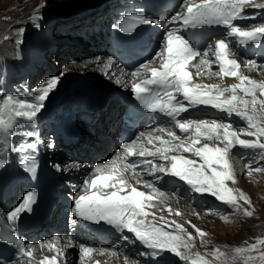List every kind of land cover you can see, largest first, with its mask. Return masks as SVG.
Returning a JSON list of instances; mask_svg holds the SVG:
<instances>
[{
  "label": "snow or ice",
  "instance_id": "obj_1",
  "mask_svg": "<svg viewBox=\"0 0 264 264\" xmlns=\"http://www.w3.org/2000/svg\"><path fill=\"white\" fill-rule=\"evenodd\" d=\"M249 8L264 10V0H182L167 25H163L159 20L149 21L143 15H134L130 20L135 23L118 29L125 34H131L139 24L146 23L160 24L165 28L166 35L161 41L160 50L156 51L150 61L140 64L131 72L133 78L139 79H134L130 87L134 99L144 109L149 113L163 114L174 123L169 127L151 128L147 134L140 132L131 142L123 143L122 151L116 156L106 163L96 165L90 177L85 178L81 192L73 198L72 213L75 218L110 225L120 234L122 240L143 245L146 251L141 255L148 256L152 261L172 253L182 261L190 260L191 264H208L206 260L192 259L188 254L194 246L196 237L188 231L184 223L169 220L162 211L157 218L155 210L158 205L155 201L162 203L165 194L156 186V182L161 181L164 176H171L185 182L191 191L201 195L208 194L234 210H240L241 200L250 205L249 197L242 190L231 188L227 183L229 181L235 183V169L231 163L233 148L239 146L243 149L256 150L260 158L264 159V99L257 97L258 92L264 96V80L251 79L240 70L237 52L229 42L234 40L240 46L249 43L260 45L264 37V23L249 28L234 23L246 18L245 10ZM171 25L179 27H170ZM204 25L226 28L227 37L215 40L214 47L209 43L207 49L202 51L194 49L180 32L185 28ZM113 27L116 28V25ZM18 43H22V40ZM210 52L214 59H209ZM197 57L200 58L198 63L195 62ZM156 60H159L158 66L154 63ZM96 63H102L100 57L96 58ZM113 63L115 61L109 57L104 67L110 68ZM212 65H217L219 71L212 72ZM243 67L252 71L261 65L257 58H247L243 62ZM193 68L196 70L195 73L190 71ZM66 74L65 71L53 76L47 81L46 86L41 84L35 89L36 94L32 99L10 94L2 97L0 144L3 145L4 152L25 153L28 150H35L38 155V142H25L13 147L9 142L12 130L20 119L29 122L36 120L50 94ZM194 76L235 77L239 82L225 87L220 84L197 82ZM115 82L119 84L120 80L117 79ZM199 106L211 107L229 116H238L247 122V127L237 132L232 130L231 123L215 119L180 118L182 113ZM173 128L188 135L181 137ZM241 133L256 139H240ZM37 135L35 131L26 132V136L30 138ZM49 146L54 147V143ZM185 153L198 157L202 163L197 165V161L188 158ZM129 157L138 159L135 162H128ZM31 160V166L25 168V171L35 173L38 167L36 156H32ZM6 163L5 159L0 158V169H3ZM20 163L23 166L28 160L21 159ZM245 167L249 170V175L252 171L264 172V168L253 167L251 162ZM55 168L58 172L65 171L59 164L55 165ZM138 168L141 171H138ZM143 173L154 177L155 181L142 179ZM138 186L150 191L138 190ZM234 192L237 194L234 195ZM36 196L34 189L29 190L22 202L7 213V219L17 223L22 214L31 213ZM244 213L247 216L253 214L247 209H244ZM169 214L182 216L181 212L171 208ZM149 216L152 218L149 219ZM192 227L200 237L205 235L195 225ZM72 239L74 238L70 237L69 243L64 247L59 246L58 238L55 236L50 242H41V250L47 248L52 252L54 249L56 254L44 255L39 264H57L58 261L67 264L66 248L72 246ZM0 243L11 242L0 236ZM17 243L20 247L13 261L26 256L29 258V264H35L33 248L31 246L26 248L23 241ZM258 243L264 245V241ZM256 248L257 244L253 243L248 249L238 247L235 252L242 254ZM95 251L93 247L81 243L79 245L81 264H92ZM104 251L100 249L101 253ZM259 260L264 264V251H260ZM0 264L11 262L0 257ZM97 264L100 262L97 261Z\"/></svg>",
  "mask_w": 264,
  "mask_h": 264
},
{
  "label": "rangeland",
  "instance_id": "obj_2",
  "mask_svg": "<svg viewBox=\"0 0 264 264\" xmlns=\"http://www.w3.org/2000/svg\"><path fill=\"white\" fill-rule=\"evenodd\" d=\"M60 1L63 0H30V4L28 6H26V3H22L23 5L13 8V11H6V13H9L10 18L9 21L6 22V15H3L4 9H2V0H0V89L3 88L7 92H10L14 95H20L23 93H35V89H37L36 86H39L44 79H46L50 75H59L60 73L65 72L63 71V66L67 62L78 61L80 59V54L77 50H81L86 46V48L89 47L88 43L84 41V38H82V30H80L78 35L70 34L67 33L64 29H59V27H57V24L60 23V20L70 18V16L72 17L73 15H79L87 11H92L96 8L98 9L109 0H91V3H97L99 1V5L91 8H85L90 4L86 2V0H76L68 5L65 4V2L68 0H65L64 2ZM34 3H39V5L41 6L40 11H44L46 7H50L52 5V8L47 13L40 12V15L38 17V21L44 28L43 30H46L43 35L33 32L31 33L34 25L32 24L33 19L31 17V14L29 13L30 10H28L27 8L32 6ZM78 5L79 7L85 9L80 12H70L71 8ZM15 9H17L18 12ZM5 24L8 25L7 30L12 32L11 35H3ZM50 25L51 27H49ZM107 26L108 25L106 24V27ZM21 29H23L22 32L20 31ZM106 32V28H104V33ZM21 40L22 43H18V41ZM60 47L62 48V50L60 49ZM41 52L43 55L40 54ZM78 74L79 73L65 75V78L63 77L59 84L71 83L73 87L76 88V86L79 85V82L89 79L90 77V79H96L102 83L107 84V82L99 80L98 77H96L93 73L87 72L85 74ZM254 75L259 76V73L254 72ZM108 84L112 87H115L111 82H108ZM114 91L125 93L126 91H128V88L124 92L115 87ZM52 93L50 94V96H52ZM65 94H67V92ZM76 94L78 93H75V95ZM75 95H72L69 98L63 97V99H65L66 101L63 102V104L57 105L58 107L55 106L57 108H54L52 110V113H49V116L51 114L50 118L48 117V119L44 120L47 122H45L43 128L45 130L49 129V125L51 127V124H53L52 130L50 128L49 130L44 132L43 128H41L40 133L41 135L47 137L50 136L49 134L51 132H55V129L57 128H55V123L53 122L54 119L62 120L67 123V125L75 123L76 125H78V128L80 126H84L85 128L84 138H82L81 136V138L77 140L74 145H71L72 148L74 146L80 147V151L78 154H83L81 165L75 166L74 169H70L68 166V163L71 161V157H69V155L64 152V149L60 147L59 141H62L60 137H54V147L50 149L45 147L46 149L44 153H46V150L48 153L46 155V157H48L46 160L47 164L51 158H54V161L59 162L61 160H66L69 157V162H66V164L60 163V165L58 162H56V164H59L60 166L66 165L65 168L63 167L65 171L58 172L52 170V173L59 179V186H62V194L60 195L59 200L63 201V203H61L62 205H65L67 200L65 206L68 209L70 208V201L72 200L73 196L70 192L72 189L76 188L82 183V177L84 173H86V171L89 169V167L92 166L95 161L105 160L104 156L107 154V151L109 149L118 148L117 139H110L107 140V142L104 141L103 143L101 142L104 139V123L102 125H98L97 127L93 126V124L85 125L90 123H86L85 119H83L81 116H78L79 118H76L75 120L71 119L69 115L71 114L70 111H72L75 106L74 102L83 99L82 96L79 97L80 99H77V96ZM68 101L71 104H69ZM60 112H62V114L65 113V116L59 118L61 114ZM58 115L59 117H56ZM39 118L40 116L38 115V117L36 118L38 122ZM101 118L103 120L105 118V114H103ZM86 131H88L89 133L91 132L92 136L86 134ZM113 137L115 138V135ZM240 139L255 140L256 137L244 134L240 136ZM100 143L104 145L103 148L98 149V152L95 151L92 153L91 146H93V148L99 147ZM82 151L83 153L80 154ZM231 156L232 161H237L241 165L240 167H238V169L235 170L234 173L235 178L243 183L237 188L242 190L248 197H250L249 199H254L256 201L255 204L250 203V205L242 200L239 201V204L241 205L240 209L242 210L241 213L244 212V207H249L250 209L256 207L257 210L254 216L246 218L241 213H238L233 217V220L225 221L222 218L234 214V209L230 208L227 205L221 204L214 197H211L208 194L201 195L191 191L186 183H181L171 176L167 177L170 179L169 183H171V180L173 181V183L172 185L170 184L168 188H164V191H167L174 195V198L171 199L172 202L177 203V205L184 204L185 206H187V208H190L191 211H195V213H198V215L193 213L192 216L195 218L194 221L198 223L202 228H204L202 229V232L205 233V235L203 237H200L203 240V245L194 242V246L192 247V254L197 259L202 258L203 260H206L208 264H262V262L259 260V255L260 251H264V245L259 244L258 241H264V172L257 173L256 171H252L249 175V170L245 167V165L251 162L253 164V167L264 168V159L260 158L256 150L253 151V153L246 152L244 156H241L240 152L233 148L231 151ZM129 162H131V160ZM7 163H10L11 166V161H7ZM37 163L43 164L41 163L40 158H37ZM16 164L18 165L17 167L19 169V172H22L21 163L16 162ZM70 179H75L76 181L81 183L79 184L76 182H72L70 181ZM237 179H235V181H237ZM17 180H23V178L21 177ZM227 183L229 187L236 188L235 183L231 181ZM233 194L236 195L237 193L234 192ZM251 201L252 200H250V202ZM59 211L61 212L62 208H60ZM213 223L216 224L217 229L216 233L212 235L214 243L209 244L208 228ZM53 225L54 224H52V226ZM63 230L64 228H61L60 231ZM48 231H50V226H47L43 229V233L45 234H48ZM91 243L92 242H90V244ZM253 243L257 244L256 249L245 251L242 254H238L235 252L236 248L239 247L248 249V246ZM131 245L132 244L129 243L127 244V248L123 250L124 255L129 257L134 256ZM221 253H223V255H221ZM66 254L68 256L67 264L80 263V252L78 247H69L66 251ZM249 257H251L252 259L249 260ZM27 258L28 257H26V259ZM164 258L167 259H165L161 263L159 262L160 264L189 263V261H180L172 253H170L168 257ZM154 262L155 261L151 260V263ZM141 264H150L148 262V258Z\"/></svg>",
  "mask_w": 264,
  "mask_h": 264
},
{
  "label": "bare ground",
  "instance_id": "obj_3",
  "mask_svg": "<svg viewBox=\"0 0 264 264\" xmlns=\"http://www.w3.org/2000/svg\"><path fill=\"white\" fill-rule=\"evenodd\" d=\"M29 1L30 0H2V6H3L2 9H4L3 15H6V18H5L6 22L9 21V19H10L9 13H6V11L7 12L13 11L12 10L13 8L21 6L25 3H26V6H28L30 4ZM55 1H57V0H55ZM64 1L65 0L60 1V2H64ZM74 1H76V0H68L65 2V4L68 5L70 3H73ZM125 1L126 0H109L107 3H105L104 5L99 7L98 9L96 8L92 11H87V12L81 13L79 15H73L72 17L70 16V18H65V19L60 20V23L57 24V27H59V29L60 28L64 29L67 33L75 34V35H78L80 30H82L83 32H81V35L83 37L82 36L81 37L84 38V41H86L89 45L88 48H86L87 47L86 46V47H83L81 50H77L78 53L80 54V57H79L80 59L78 61L67 62L63 66L64 67L63 71H67V74H77V73L85 74L87 72L93 73L96 77H98L99 80H101L103 82H107V83L111 82L117 89L124 91V92L126 91L127 88L130 87V84L134 79H139V78H133L128 73V71L125 67V63H124L125 58L122 57L115 50L111 49L109 46V41L107 40L108 30L112 24L111 22H113V20L111 22H109V20H111L113 18V15L110 14L108 12V10L114 6L126 5ZM181 3H182V1H181ZM179 5L173 9L168 10L167 12L160 11L159 13H157L156 15L153 16V20H159L162 22L163 25H167L168 21L170 20L171 16L173 15V13H175L178 10ZM51 8H52V5L50 7H46L44 11H40L41 6L39 5V3H34L32 6L27 8L28 10H30L29 13L31 14V17L33 19L32 24L34 25V28L31 30V33L33 32V33H37L40 35H43L45 33L46 30H43L44 28H43V26H41L40 22L38 21V17L40 15V12L47 13ZM15 10L18 12L17 9H15ZM254 11H258V9H255L253 11L248 12V14H252ZM263 14H264V11H263ZM260 23H264V17H263L262 21L257 23V24H260ZM106 24L108 25L107 27H106ZM257 24H255V25H257ZM7 26L8 25L5 24V28L3 30V35L8 36V35H11L12 32L7 30ZM159 26H161V25L159 24ZM49 27H51V25ZM170 27H174V25H171ZM104 28H106V31H107L106 33H104ZM151 38L153 39L154 37H151ZM217 39H225V37L217 36V37H213V38L209 39L206 43V47L203 50L207 49V46L209 43H212L213 47H214V41ZM229 42L232 44V47L237 52V49L235 48L234 43L232 41H229ZM60 49L62 50L61 47H60ZM40 54L43 55L42 52ZM97 57L101 58L102 63H100V64L96 63ZM109 57H112L113 60L115 61V63H113L110 68H105L104 65L108 63ZM236 58L238 59V61L241 64L240 70H242L245 75L249 76L251 79H255L258 81L264 80V59L259 60V58H257V55L250 57V56L242 55L240 53L239 54L237 53ZM247 58H257L259 60L261 67L254 69L252 71H249L247 68L243 67V62ZM199 59L200 58L198 57L195 60V62L198 63ZM209 59H214V57L211 56V52L209 54ZM154 63L156 64V61H154ZM192 71H193V73H195V71H196L195 68H193ZM211 71L212 72H218L219 67L217 65H212ZM254 72H258L259 76H255L253 74ZM105 73H107L108 75H106ZM53 76H58V75L48 76L46 79L43 80V82L41 84H44L46 86L47 81L49 79H51ZM109 76H111V78H109ZM90 78L79 82V85L76 86V91L78 94H76L75 96L80 97L84 94V92H89V93L92 92L91 85L94 83V80H92ZM117 79L120 80L119 84H117L115 82ZM194 79H196L197 82H203L205 84H220V85H223L225 87H227L233 83L239 82L235 77H223V78H221L220 76H211V77H209V76L195 77L194 76ZM39 86H36V87L38 88ZM104 92H105L104 90L96 89V94L92 95L93 99H95L96 101H99L100 98L103 96ZM117 93L125 94V93L120 92V91ZM9 94L14 95L10 92H7L3 88L0 89V102H2L3 96L9 95ZM35 94L36 93H23V94L14 95V96L22 97L25 99H32V97H34ZM239 94L243 95V93H239ZM82 97H83V99L77 100V102H74L75 106H74L73 110L70 111L71 114L69 115L71 117V119L75 120L76 118H79L81 116L83 119H85L86 123H90V124H85V125H92L93 124V126H97V127H98V125L102 124L103 122H105L107 120V124H106L107 128L105 129V131L110 132V133L118 131L119 126L117 123V121H118L117 117H118L119 113L122 111V108H120L118 106V104L109 102V105L104 110H106L110 106V111L108 113L107 119L105 117L104 121H103L101 118V115H102L101 112H97L94 109L86 110V108L88 107V105L90 103V100H89V98H85L84 96H82ZM257 97H258V99H264V96H261L259 94V92L257 93ZM73 98H75V97H73ZM55 99L59 100V101H63V102L66 101L65 99H63L62 95H56ZM188 118L207 119V120L218 119V120H220V122L231 123L232 130H235L237 132H239L241 128L247 127V122L245 120H240V119L234 118V115L229 116L227 113H224V112L219 111V110L207 113V115H205V116L204 115H193V116H188L186 119H188ZM44 120H43V123H41V124H39V122L37 120H35L34 122L24 121L22 119L18 120L16 125L14 126V128L12 130L13 134H12L10 141H9L13 147H17V146H19V144L25 143V142H35L30 137L26 136L27 131H35L38 133L36 138L40 144L38 147V155H37V152L35 150H28L25 153H18V152H12V151L4 152L3 145L0 144V158L5 159L6 161H11V165L14 163V160L17 163H20L21 159L31 158L34 155L36 156V162H37V158L41 159L43 151H44V147H49V149L52 148L49 145L53 144L55 142L54 137L55 136L60 137L61 132H63L66 129V128H63L60 131V129L57 128V129H55V132H51L49 134L50 136H47V137L44 135H41L40 133H41L42 124L44 126L45 122H47ZM53 122L55 124H58V123L62 122V120L54 119ZM71 126H73V125L72 124L67 125V127H69V128ZM150 129H148V131ZM148 131H145V129H142V128L135 130V133L132 137H130L129 139H124L122 142H120V145L118 146L117 151L114 153V155L111 158L105 159V160L95 161L92 164V166L89 167V169L86 171V173H84V175L82 177L83 178L82 183L79 186H77L76 188L71 190V192H70L71 195H73L75 197V195L77 193L81 192L82 185H83L85 178L90 177V175L93 173V169L95 168L96 165L108 162L110 159H112L114 156H116V154L118 152L122 151L121 145L123 143L131 142V140L135 139L139 135L140 132H145L147 134ZM78 133L80 136H82V138H84V135H85L84 126H80L78 128ZM103 142L104 141H102V143ZM102 143L99 144V147L93 148V146H91V150H92L91 152L92 153L95 151L98 152L99 151L98 149H102L104 146ZM145 143H146V141H145ZM208 143L211 144L212 142H208ZM216 143L219 144L218 141ZM220 146H222V145H220ZM82 153H83V151H82ZM82 155L80 156L77 154L74 157H71V161L68 163V166L70 169H74L75 166L81 165L82 158H83ZM184 155L187 156L188 158L195 159L197 161V165L202 163V161L198 157H194L190 153H185ZM137 159L138 158H136V157H129L128 162L130 160H131V162H135ZM231 163L234 165L235 170L241 166L237 161H231ZM55 165H57L56 162L51 163V165H49V166L51 168L56 169ZM137 170L141 171V169H139V168ZM3 171H4L3 169H0V175ZM18 175L20 176V172H18ZM20 178L21 177H19L17 179H20ZM141 178L144 180L155 181V178L147 175V173H143ZM173 178L175 180H178L175 177H173ZM17 179L14 181V183L11 187L12 194L6 200H2L0 198V213L3 214V216L6 218H7V213L9 211L13 210L16 206H18L22 202L24 195L29 191L27 188V186L29 184L23 182V180H17ZM235 179H237V178H235ZM169 181H170V179L167 176H164L161 181L156 182V186L158 188H160L161 191H163L165 194V198H164L162 203L159 201H155L158 205L157 209L155 210L157 218L159 217V215L161 214V211H162L163 215L165 217H167L169 220H176L177 222L184 223L185 227L188 229V231L196 237L195 242L199 243L200 245H203V240L200 238V236L198 234L195 233V229L192 227V225H195V227L199 228L201 231H202V229H204L198 223H196L194 221L195 218L192 216V214L195 213V211H191L190 208H187V206H185L184 204L177 205V203L172 202L171 199L174 198V195L167 192V191H164V188H168L170 186V184L172 185L173 181L171 180V183H169ZM180 182L185 183L182 181H180ZM241 184H243V183H241V181H239L238 179H237V181H235V187L236 188L238 186H240ZM19 187H26V189L23 193H20ZM138 190L150 191L149 189H145L142 186H138ZM61 194H62V190L60 187L53 189L50 193L51 210L48 211V214L51 215V219L49 220L47 225L54 220H56L58 222L57 225L54 226L53 228H51L50 231H48L49 232L48 234L43 233V229L45 228V225H41V229L39 231H37L36 233H31V234L26 235L27 243L24 245L26 248H27V246H31L33 248L35 264H39L40 260L43 259L44 255L50 256V255L56 254L54 249L52 252H49L47 250V248H44L43 250H41V242H45V243L50 242L52 237H54V236L58 238L57 242H58L59 246H61V247H64L65 245H67L69 243V238L72 237V238H74L71 240L72 246L79 248V245L81 243H83L86 246L93 247L94 249H96V251L93 253L94 259L92 261V264H97V261H99L100 264H125L126 260H127V264H141L144 260L149 258L148 256L141 255L142 253H144L146 251V249L144 246L143 247L139 246L137 242L133 243L130 241H124L122 239H117L114 241H110L108 243H100L97 245L90 244V243H87V244L84 243L82 240L85 238L86 234L79 227V225L76 222H74V220L72 219V211H69L64 204L63 205L61 204V203H63V201L59 200ZM250 200H252L251 203H253V204L256 203V201L254 199H250ZM9 201H14V202H13V204L8 205ZM259 206H261V205H259ZM60 208H62L61 212L59 211ZM170 208L181 212L182 216L170 215L169 214ZM244 209L251 211L253 213L252 216H254V214L257 210L256 207L253 209H250L249 207H246V208L244 207ZM149 211H152V210L149 209ZM233 212H234V214L227 216L226 219H225V217H223L222 219H224L225 221L233 220V217L235 215H237L238 213H241L242 210L241 209L240 210H233ZM195 214L198 215L197 212ZM241 214L246 218L252 217V216L245 215L244 212ZM151 218L152 217L149 216V219H151ZM65 224H67V227L64 228L63 231H60L61 227ZM216 229H217L216 224H214V223L208 228V230H209L208 231L209 244L214 243L213 242L214 239H213L212 235L216 233ZM166 230H170V228H166ZM128 243L132 244L131 247H132V250L134 253V256H132V257L126 256L123 254V250L125 248H127ZM68 248L69 247L66 248V251ZM100 249H104L105 251L103 253H101ZM192 252H193V249L191 248L189 250L188 254L191 256L192 259H197L192 254ZM169 255H170V253L164 255L161 258L168 257ZM66 256H67V254H66ZM62 259L63 258H61V260ZM67 260H68V258H67ZM16 264H29V258L26 259V256H22V258H20V259H18V261H16ZM57 264H61V261H58ZM79 264H81V261ZM150 264H160V263L158 261H155L154 263H150ZM188 264H191L190 260H189Z\"/></svg>",
  "mask_w": 264,
  "mask_h": 264
},
{
  "label": "water",
  "instance_id": "obj_4",
  "mask_svg": "<svg viewBox=\"0 0 264 264\" xmlns=\"http://www.w3.org/2000/svg\"><path fill=\"white\" fill-rule=\"evenodd\" d=\"M94 4H95V3H90L88 6H94ZM83 6H85V5H83ZM83 9H84V8L79 7V5H78V6H75V7L71 8L70 12H78V11H81V10H83Z\"/></svg>",
  "mask_w": 264,
  "mask_h": 264
}]
</instances>
